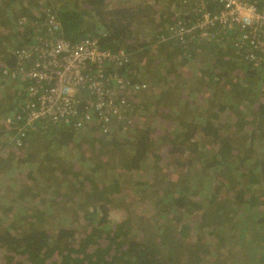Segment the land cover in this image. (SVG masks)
Here are the masks:
<instances>
[{"label": "trees", "instance_id": "trees-1", "mask_svg": "<svg viewBox=\"0 0 264 264\" xmlns=\"http://www.w3.org/2000/svg\"><path fill=\"white\" fill-rule=\"evenodd\" d=\"M174 1L0 0V264H264V73L228 33L177 42ZM39 31L131 56L110 131L17 119L7 50Z\"/></svg>", "mask_w": 264, "mask_h": 264}, {"label": "built area", "instance_id": "built-area-1", "mask_svg": "<svg viewBox=\"0 0 264 264\" xmlns=\"http://www.w3.org/2000/svg\"><path fill=\"white\" fill-rule=\"evenodd\" d=\"M183 1L186 3L183 17L192 14L193 19L184 27L180 25V33L199 40L233 34L232 42L244 54L243 59L252 68H264V9L259 8L257 0ZM189 3L193 7L187 9ZM212 3L218 4L220 10H210L208 5ZM43 24L47 27L45 32L52 28L60 31V21L53 14H48ZM35 37L25 47L9 49L17 65L6 66L4 70L10 79L22 83L23 96L19 92L20 113L16 117L24 119L25 126L52 121L73 123L81 128L92 122L107 132L111 130L112 118L121 119L122 110L129 107L126 98L117 101L124 90L128 95H136L147 86L132 83L117 71L131 62L125 50L102 49L91 38L72 44L58 34L37 33ZM82 102L88 111L80 118ZM6 122L11 125L10 117Z\"/></svg>", "mask_w": 264, "mask_h": 264}, {"label": "rangeland", "instance_id": "rangeland-1", "mask_svg": "<svg viewBox=\"0 0 264 264\" xmlns=\"http://www.w3.org/2000/svg\"><path fill=\"white\" fill-rule=\"evenodd\" d=\"M176 2V0L174 1V3ZM193 6H192V4L191 3H189L188 5H187V9L189 8H192ZM187 16H190V21L193 19V16H192V14H189V15H187ZM190 21H178L176 24H174L173 25V27L171 28V31L173 32V34L174 35H176L177 37H178V40H177V42H179V40H182V39H184V37L187 35V34H184V33H180V31H182L181 30V28H180V25H182V27H184V26H186L187 25V23H189ZM229 35V37H230V40H229V42H231L232 41V38H234V35L233 34H228ZM228 42V43H229ZM232 44H233V46H235V43L234 42H232ZM242 53V52H241ZM244 60V59H243ZM260 71H262V73H264V68L263 69H261ZM20 88L22 87V83H20ZM19 88V87H18ZM143 92H144V90H143ZM19 96H21L20 94H19ZM46 122H48V121H45V124H46ZM44 123V122H43ZM134 185V184H133Z\"/></svg>", "mask_w": 264, "mask_h": 264}, {"label": "clouds", "instance_id": "clouds-1", "mask_svg": "<svg viewBox=\"0 0 264 264\" xmlns=\"http://www.w3.org/2000/svg\"><path fill=\"white\" fill-rule=\"evenodd\" d=\"M174 5H172V7H173ZM186 11V9L184 8V9H182V10H179V11H177V12H175V16L177 17V22L179 21V19H181L182 18V21H184L183 20V18L185 17L186 18V16H184L183 17V15H184V12ZM181 13V14H180ZM40 33H43V32H40ZM14 48H18V46L17 47H14ZM7 52L10 54V50L8 49L7 50ZM14 57V56H13Z\"/></svg>", "mask_w": 264, "mask_h": 264}]
</instances>
